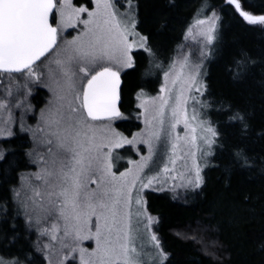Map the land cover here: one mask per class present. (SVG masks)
Returning <instances> with one entry per match:
<instances>
[{"label": "snow or ice", "instance_id": "snow-or-ice-1", "mask_svg": "<svg viewBox=\"0 0 264 264\" xmlns=\"http://www.w3.org/2000/svg\"><path fill=\"white\" fill-rule=\"evenodd\" d=\"M126 4L120 11L117 0H95L92 7V0L79 5L72 0H0V73L24 77L25 95L31 94L28 85L33 84L47 88L52 97L40 110L35 129L26 124L23 115L18 121L19 131L32 133L34 144L39 134L38 144L44 153L39 160L41 171L30 174L43 191L30 184L21 197L19 190L12 189L16 215L22 214L29 229L36 227L51 240L62 233V249L78 253L80 264H148L145 238L154 251L152 264H164L168 253L152 230L159 218L147 212L142 190L161 173L172 180L182 177L184 173L177 172L178 161L189 173L194 170L187 184L200 188L204 183L202 167L209 166L206 158L214 155V147L228 150L233 135L238 138L231 149L233 168L251 167L242 146L249 131L248 113L231 105L214 108L212 100L203 98L207 86L201 65L189 64L191 53L179 61L171 58L165 70L152 46L151 34H142L137 28L142 22L138 5L133 0H126ZM246 5L247 0H224V6L244 21L264 26V14L249 12ZM219 20L211 10L207 20L195 21L197 25L208 23L207 30L200 33L206 48L219 38ZM78 26L82 29L71 40L62 37L66 29L75 31ZM186 31L190 36L193 29L189 26ZM134 49L142 51L134 53ZM137 55H143L146 63L139 64ZM206 55L202 50L201 56ZM249 61L244 52L234 59L228 69L234 79L244 78ZM123 70L139 73L146 83L153 78L159 81L158 71L163 74L159 94L139 104L145 128L131 138L112 126L126 119L120 107ZM6 95H12L10 89ZM145 95L140 87L137 99ZM22 103L18 100L13 106L19 108ZM0 108H8L6 99L0 100ZM209 110L222 112L224 120L214 122ZM125 144L146 145L147 155L130 160L132 168L114 171L113 151ZM35 151L34 147L26 154L32 156ZM197 153L205 160L203 166ZM188 159L192 161L190 168ZM145 169L159 170L145 182ZM8 211V204L0 205V213ZM48 222L49 227H42ZM85 240L95 241L91 252L80 246ZM47 247L36 242L37 251ZM0 264L24 261L0 257Z\"/></svg>", "mask_w": 264, "mask_h": 264}, {"label": "trees", "instance_id": "trees-1", "mask_svg": "<svg viewBox=\"0 0 264 264\" xmlns=\"http://www.w3.org/2000/svg\"><path fill=\"white\" fill-rule=\"evenodd\" d=\"M139 1L142 22L138 29L145 35L151 34L152 46L165 70L179 52L186 29L196 19L207 20L211 10L216 11L220 17L219 38L208 46L210 53L204 63L207 91L203 98L212 100L214 108L224 104L243 110L249 120L242 146L251 167L233 168L231 149L238 143L233 135L228 150L215 148L203 185L187 192L183 200L168 193H147L148 210L159 218L154 231L168 253L164 264H264V26L244 21L224 6V0ZM246 7L251 13L264 14V0H247ZM241 52L247 53L250 61L244 78L237 80L228 69ZM136 58L139 64L146 63L143 55ZM156 76L159 81L153 78L152 94L163 74L158 71ZM122 77L121 109L126 119L115 121V125L127 132L129 126L139 127L134 116L140 87L147 91L153 86L131 70H126ZM45 94V90L38 88L33 96L37 106ZM209 116L214 122L224 120L222 112L209 110ZM5 143L10 147L0 162V205L8 204L9 211L0 213V251L16 254L24 242H30L22 231L26 226L22 214L16 215L12 189L20 175L31 170L26 154L31 142L27 135L16 134ZM30 252L36 254L31 247Z\"/></svg>", "mask_w": 264, "mask_h": 264}, {"label": "rangeland", "instance_id": "rangeland-1", "mask_svg": "<svg viewBox=\"0 0 264 264\" xmlns=\"http://www.w3.org/2000/svg\"><path fill=\"white\" fill-rule=\"evenodd\" d=\"M78 0H72V3L75 5H79L81 3H86L85 1L76 2ZM118 7H120V11H124L127 7L126 0H117ZM133 3L138 5V16H139V0H133ZM95 0H92V5L90 7L94 6ZM199 19H205L204 17ZM192 25V35L186 34V38L183 42V44L180 47L179 52L177 53L175 59L177 61L182 60L185 55H188L191 53L189 57V64L190 66H194L196 64H200V72L202 74V80L203 83H205V76L207 73L206 68L204 67V63L207 60L209 56V48L205 47L204 38L200 35L202 31H206L208 28V23L206 22L204 25H197L195 22ZM138 28V26H137ZM82 29V26H78V28L74 31L73 29L69 28L66 29L61 35L66 40H71L74 36L78 34V32ZM139 30V29H138ZM140 31V30H139ZM70 32L71 34L66 35V33ZM142 32V31H141ZM144 34V33H142ZM206 51L207 55L202 57L201 51ZM138 51L137 49H134L133 52ZM137 60V58H136ZM169 65V64H168ZM167 65V67H168ZM166 67V70H167ZM187 71V69H186ZM126 70H123L121 73L125 74ZM24 77L21 75H12L11 77H8L7 75H0V100L6 99L8 101V108H0V151L3 152L4 157L6 153L8 152V147L5 143V141L10 140L11 138L15 137L16 134H25L28 136L31 145L29 147L28 152L32 151L33 148H36V151L33 152L32 156H28L29 164H31V170L23 172L20 177L17 180V184L15 186V189L19 190L21 192V197H24L25 193L28 191V186L30 184H33L34 186L40 187V190L43 191V187L41 185L36 184V182L33 181L30 174L37 173L41 171V164L39 163L40 156L44 153L43 146H40L38 144L39 141V134H37V143L34 144L32 133L30 132H20L18 127V121L21 115H23V119L26 122L27 125L31 126L33 129L37 127V124L40 122V110L46 108L48 105L49 100L52 98L51 93L48 91L47 88L29 84L28 87L31 89L30 95H25V89L22 87L24 84ZM153 82V80H152ZM163 83V76L161 77L160 84H158L156 91L153 92V94L150 91L154 90V83H149L153 86L152 89H149L147 91H144L146 93L145 96H142L141 99L136 100V109L137 112L135 113L134 119L136 123H139V127L135 129L134 127L129 126L127 128V132L119 130L115 122L113 123V127L123 133L125 136H128L131 138L132 135H135L138 132H142L145 128L144 125V116H143V109L139 108V104L145 102L148 100L151 96H156L159 94V88ZM38 88H42L46 91L45 98L43 99L40 106L36 105V102L33 100V96L37 93ZM11 90L12 95L7 96L6 93L8 90ZM23 101L21 104V107L17 108L13 105L17 101ZM31 106L30 108H27V106ZM9 113L11 114V119H9ZM139 116V118H137ZM128 119V117H127ZM182 128V126H181ZM180 129H178L179 131ZM11 132V135H8V133ZM181 135H183V132L181 131ZM27 152V153H28ZM147 155V146L146 145H135L130 146L125 144L123 148L115 149L113 151L114 156V168L113 170L116 171L118 168L120 171H124L126 168H132L133 165L129 163L130 160H139L140 156ZM214 155H215V147H214ZM214 155L207 157V161L209 163L208 167H202V176L204 177L205 171L211 166L213 162ZM158 159V157H154V160ZM197 159L198 163H200L202 166L205 162L204 159L200 158L199 153H197ZM3 160V159H2ZM0 160V162L2 161ZM191 159H188V166L191 167ZM163 163H161L160 167L162 168ZM159 169H145L144 179L145 182H147V178L154 176L156 171ZM177 172H183L184 175L177 176L175 180H172L170 178H167L163 173L158 177L157 180H154L153 183L148 187L142 190L141 195L146 200L147 193H168L173 198L177 200H183L185 198V195L189 191L197 190L198 188H193L190 185L187 184L188 179H192L194 177V170L189 173L188 169L181 168L180 162L177 163ZM173 175H176V173H173ZM22 177H24V180L22 181ZM23 185V186H22ZM92 187H95L92 185ZM137 188L139 189V184L137 185ZM31 195V193H28ZM147 212L150 213L153 217L154 216L147 207ZM23 218V215H22ZM24 219V218H23ZM51 222L43 223L42 227H49ZM22 230L24 233L26 232L27 237L26 241L30 242L27 244V242L23 243V246H20V249H17V253H5L0 251V257H3L5 260H10L13 258H20L24 261V264H32V261H35V264H49V261H51V264H80L79 261V254H73L68 252L66 249H62L61 242L63 241V235L62 233L59 234V237L57 240H51L50 235H41L40 232L37 231L36 227H33L29 229L27 226L23 227ZM154 231V227L152 229ZM29 238L31 240H29ZM39 240L40 246L43 247L44 245H48L46 249L43 251H37L36 249V242ZM145 244V252L146 255L144 257L145 260L148 261V264H152V258L154 256V251L151 247L150 241L145 238L143 241ZM33 249V254L30 252V247ZM83 248H86L88 252H91L95 248V241L94 240H85L80 245ZM24 255V256H23ZM36 255V256H35ZM67 255L68 260H63V257ZM47 257V258H46Z\"/></svg>", "mask_w": 264, "mask_h": 264}, {"label": "water", "instance_id": "water-1", "mask_svg": "<svg viewBox=\"0 0 264 264\" xmlns=\"http://www.w3.org/2000/svg\"><path fill=\"white\" fill-rule=\"evenodd\" d=\"M121 81H122V84H121V88H122V86H123V77H122V74H121ZM121 104H122V93H121L120 107H121ZM121 112H122V109H121Z\"/></svg>", "mask_w": 264, "mask_h": 264}, {"label": "flooded vegetation", "instance_id": "flooded-vegetation-1", "mask_svg": "<svg viewBox=\"0 0 264 264\" xmlns=\"http://www.w3.org/2000/svg\"><path fill=\"white\" fill-rule=\"evenodd\" d=\"M70 32L66 33V35H69ZM0 75H5V74H2L0 73ZM13 75H19V74H13Z\"/></svg>", "mask_w": 264, "mask_h": 264}]
</instances>
